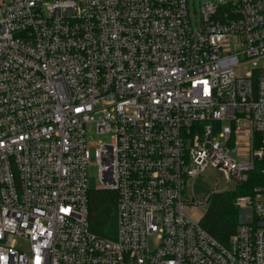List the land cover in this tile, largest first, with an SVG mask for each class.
<instances>
[{"label": "built area", "instance_id": "1", "mask_svg": "<svg viewBox=\"0 0 264 264\" xmlns=\"http://www.w3.org/2000/svg\"><path fill=\"white\" fill-rule=\"evenodd\" d=\"M260 60L264 0H0V264H264V186L227 244L190 214L209 168L264 179Z\"/></svg>", "mask_w": 264, "mask_h": 264}, {"label": "trees", "instance_id": "2", "mask_svg": "<svg viewBox=\"0 0 264 264\" xmlns=\"http://www.w3.org/2000/svg\"><path fill=\"white\" fill-rule=\"evenodd\" d=\"M264 186L261 165L256 164L248 180L235 189L213 192L201 218L202 227L214 238L227 244L236 232L240 220V209L236 200L241 196L255 197L256 189ZM118 193L112 190L91 189L88 196L89 223L93 233L102 237L116 235V208Z\"/></svg>", "mask_w": 264, "mask_h": 264}, {"label": "rangeland", "instance_id": "3", "mask_svg": "<svg viewBox=\"0 0 264 264\" xmlns=\"http://www.w3.org/2000/svg\"><path fill=\"white\" fill-rule=\"evenodd\" d=\"M207 1H213V0H195V5L197 9H199L200 3ZM254 66L264 67V60H260L256 64L248 65V68H246L245 71H249L250 68ZM102 138H103L102 136H99L96 133L94 127L91 126L88 128V144H89L91 159L87 169V174H88L87 181L90 189H97L100 186V180L98 176V166L96 165V149L98 147V142ZM226 188H228V180L226 175L217 168L207 169L203 174V176L197 179L192 186L194 195L197 197L198 202L204 201V205H200L195 209H191L190 214L196 219H199L201 216H203L208 205V203L205 202V199L214 191L215 192L222 191ZM239 220H240V216H239Z\"/></svg>", "mask_w": 264, "mask_h": 264}]
</instances>
